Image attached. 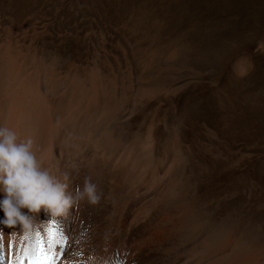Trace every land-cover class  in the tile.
<instances>
[{
	"label": "bare ground",
	"instance_id": "bare-ground-1",
	"mask_svg": "<svg viewBox=\"0 0 264 264\" xmlns=\"http://www.w3.org/2000/svg\"><path fill=\"white\" fill-rule=\"evenodd\" d=\"M146 17L135 29H142ZM151 24L145 45L137 50L138 87L130 68H123L128 75H119L113 65L96 59L87 66L67 63L44 49L25 48L10 38L11 28L10 35L0 32V125L21 140L31 137L43 166L73 193L85 177L102 193L96 204L81 201L64 217L41 211L27 235L0 224V264L12 260L13 242L17 259L21 248L39 256L41 241L49 252L65 251L53 246L50 230L68 238L70 251L58 257L59 264H264L261 227L217 222L207 202L196 196L194 168L180 146V131L167 127L164 140L153 124L142 132L132 129L144 101L168 92L169 82L182 71L197 75L200 70L191 62L214 66L220 58L212 50L195 51L179 36L162 41V21Z\"/></svg>",
	"mask_w": 264,
	"mask_h": 264
},
{
	"label": "rangeland",
	"instance_id": "rangeland-1",
	"mask_svg": "<svg viewBox=\"0 0 264 264\" xmlns=\"http://www.w3.org/2000/svg\"><path fill=\"white\" fill-rule=\"evenodd\" d=\"M139 16L147 21L138 30ZM150 18L165 26L162 41L179 36L195 51L219 54L225 67L191 62L199 74L182 71L168 92L144 101L132 129L153 124L165 140L167 127L177 128L194 168L195 194L211 217L253 224L264 234V65L254 57L264 49V0H0L1 35L11 28L6 35L25 48L78 66L109 63L119 75L130 68L137 87L136 55L152 31Z\"/></svg>",
	"mask_w": 264,
	"mask_h": 264
},
{
	"label": "clouds",
	"instance_id": "clouds-1",
	"mask_svg": "<svg viewBox=\"0 0 264 264\" xmlns=\"http://www.w3.org/2000/svg\"><path fill=\"white\" fill-rule=\"evenodd\" d=\"M31 137L19 139L16 131L0 125V224L25 235L31 233L41 211L59 218L81 201L96 204L102 196L98 185L85 177L74 193L51 170L44 167L33 150Z\"/></svg>",
	"mask_w": 264,
	"mask_h": 264
},
{
	"label": "snow or ice",
	"instance_id": "snow-or-ice-1",
	"mask_svg": "<svg viewBox=\"0 0 264 264\" xmlns=\"http://www.w3.org/2000/svg\"><path fill=\"white\" fill-rule=\"evenodd\" d=\"M3 235L4 233L0 231V253H3ZM49 240L52 241V244L54 247L62 248L65 251H52L49 252L43 243L41 241L39 245V256H36L33 258L34 254H29L28 252H25L23 248H21L20 252V258L17 259L15 255V245L14 242L10 246V252L12 254V260L9 262V264H59L58 257H64L65 252L70 251L68 249L67 240L68 238L63 235L59 234L56 231H49ZM4 257L0 255V261H2ZM103 264H107V262H103Z\"/></svg>",
	"mask_w": 264,
	"mask_h": 264
},
{
	"label": "water",
	"instance_id": "water-1",
	"mask_svg": "<svg viewBox=\"0 0 264 264\" xmlns=\"http://www.w3.org/2000/svg\"><path fill=\"white\" fill-rule=\"evenodd\" d=\"M254 57L260 61V63H263L264 65V49L261 50V49H258L254 52ZM225 67V64L221 61L220 63H217L216 65V68L214 69V71H217L219 69H223ZM251 77L254 78V77H257V74L256 73H252L251 74Z\"/></svg>",
	"mask_w": 264,
	"mask_h": 264
}]
</instances>
